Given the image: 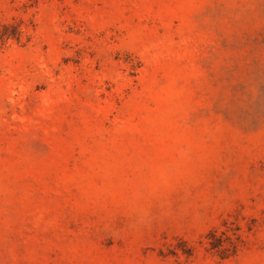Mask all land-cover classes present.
<instances>
[{
	"label": "rangeland",
	"instance_id": "1",
	"mask_svg": "<svg viewBox=\"0 0 264 264\" xmlns=\"http://www.w3.org/2000/svg\"><path fill=\"white\" fill-rule=\"evenodd\" d=\"M0 264H264V0H0Z\"/></svg>",
	"mask_w": 264,
	"mask_h": 264
}]
</instances>
